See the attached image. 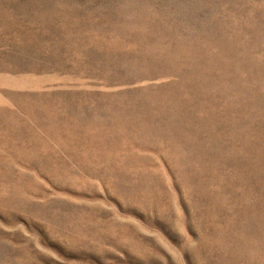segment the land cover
Masks as SVG:
<instances>
[{
  "label": "rangeland",
  "instance_id": "rangeland-1",
  "mask_svg": "<svg viewBox=\"0 0 264 264\" xmlns=\"http://www.w3.org/2000/svg\"><path fill=\"white\" fill-rule=\"evenodd\" d=\"M0 264H264V0H0Z\"/></svg>",
  "mask_w": 264,
  "mask_h": 264
}]
</instances>
